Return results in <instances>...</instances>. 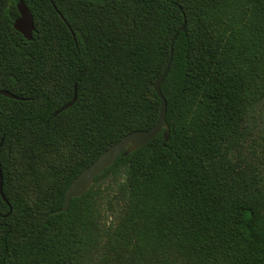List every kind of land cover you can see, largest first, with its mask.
Returning <instances> with one entry per match:
<instances>
[{
	"label": "trees",
	"instance_id": "16d2710c",
	"mask_svg": "<svg viewBox=\"0 0 264 264\" xmlns=\"http://www.w3.org/2000/svg\"><path fill=\"white\" fill-rule=\"evenodd\" d=\"M18 1L0 0V89L20 97L0 95V264H83L105 209L96 264H264V0H22L30 40ZM174 35L167 139L57 211L105 148L156 122Z\"/></svg>",
	"mask_w": 264,
	"mask_h": 264
},
{
	"label": "water",
	"instance_id": "95a60500",
	"mask_svg": "<svg viewBox=\"0 0 264 264\" xmlns=\"http://www.w3.org/2000/svg\"><path fill=\"white\" fill-rule=\"evenodd\" d=\"M18 17H16L13 21V28L21 33L23 37L27 40H30L32 37V32L34 30V20L31 12L24 4L22 0H19L16 4ZM180 30H184V25L180 27ZM175 39V35L172 37L171 40V51L169 54V58L165 67L163 68L162 72L154 82V91L156 92L157 96L160 100L159 112L157 116L156 122L147 129H136L127 132L123 136H121L117 141L109 145L105 148L91 163L85 166L69 183L63 205L57 209V211H64L68 208L69 202L71 198L81 196L83 193L87 191L90 185L93 183L94 178L100 174L106 167L111 165L115 159L120 154L129 153L138 147L144 145L149 140H151L154 136H156L160 131L164 128V140L167 139L168 136V124L165 118L166 112V100L161 93L160 84L162 82L163 77L166 75L171 58H172V46ZM0 95H4L8 98L12 99H20L19 96L4 90L0 89ZM76 94H74L69 102L65 105L60 107L58 110L55 111L54 115L58 114L62 110L66 109L67 107L71 106L75 101ZM0 195L3 200H5L3 191H2V173L0 169Z\"/></svg>",
	"mask_w": 264,
	"mask_h": 264
},
{
	"label": "rangeland",
	"instance_id": "374dc122",
	"mask_svg": "<svg viewBox=\"0 0 264 264\" xmlns=\"http://www.w3.org/2000/svg\"><path fill=\"white\" fill-rule=\"evenodd\" d=\"M252 116L256 123L259 125L258 131L264 128V100L258 102L255 106V109L252 111ZM264 134V133H263ZM258 138V137H257ZM257 138L255 140H257ZM264 143V140L262 141ZM259 150V147H258ZM116 217L111 213V211H107L105 209L102 211L99 216L95 219L94 226V236H95V244L93 246L92 252L88 259H86L83 264H96V260L100 253L102 252V244L105 242L106 237L105 233L108 229L115 224Z\"/></svg>",
	"mask_w": 264,
	"mask_h": 264
}]
</instances>
